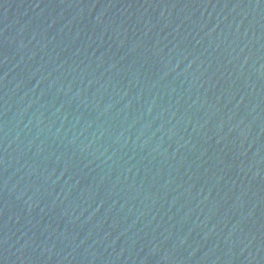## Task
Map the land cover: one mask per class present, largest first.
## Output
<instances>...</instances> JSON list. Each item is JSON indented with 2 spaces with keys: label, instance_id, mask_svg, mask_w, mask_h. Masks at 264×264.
<instances>
[{
  "label": "water",
  "instance_id": "1",
  "mask_svg": "<svg viewBox=\"0 0 264 264\" xmlns=\"http://www.w3.org/2000/svg\"><path fill=\"white\" fill-rule=\"evenodd\" d=\"M0 264H264V0H0Z\"/></svg>",
  "mask_w": 264,
  "mask_h": 264
}]
</instances>
